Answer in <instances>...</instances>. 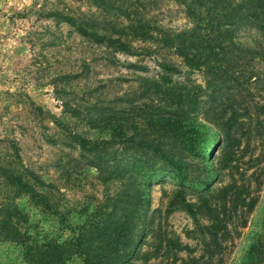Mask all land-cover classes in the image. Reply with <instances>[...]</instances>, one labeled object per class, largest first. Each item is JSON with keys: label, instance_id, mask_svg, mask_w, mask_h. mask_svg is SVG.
I'll return each instance as SVG.
<instances>
[{"label": "rangeland", "instance_id": "rangeland-1", "mask_svg": "<svg viewBox=\"0 0 264 264\" xmlns=\"http://www.w3.org/2000/svg\"><path fill=\"white\" fill-rule=\"evenodd\" d=\"M114 1L0 0V264H264V39Z\"/></svg>", "mask_w": 264, "mask_h": 264}, {"label": "trees", "instance_id": "trees-1", "mask_svg": "<svg viewBox=\"0 0 264 264\" xmlns=\"http://www.w3.org/2000/svg\"><path fill=\"white\" fill-rule=\"evenodd\" d=\"M93 1L99 7L107 5V7H109L108 11L120 9V6L116 5L114 0ZM187 9L192 16L197 15L196 17L200 20V25L203 30V34H200L197 38H191V42L197 40L199 47H196L193 44L190 45L195 50L196 55H199V59L204 57L202 55H206V50L201 49L200 46L202 42H206L207 45H205V48L211 52L212 46L210 42H213L215 45V43H217L216 41H218V45H221L229 35L230 28H234L237 24L252 26V28L256 29L257 32L261 34V38L264 39V0H240L239 3L233 2V0H189ZM69 21L78 28L80 33L87 36V38L92 41L98 42L99 44L107 42L110 46L114 47V49L118 48L120 51L129 52L130 47L128 44L120 41V39L109 37L106 27L103 26L105 30L99 33L95 30V24H90V28L88 29V27L83 26L82 24H77L71 19H69ZM261 38L259 46L262 43ZM220 48L222 49L221 46ZM185 55L188 57L190 52ZM212 55L217 56L218 54L212 53ZM234 58L236 60L232 59L229 62V67L232 66V64L238 65L237 59H240V57L235 56ZM200 63L201 62L196 65H200ZM223 71H225V69ZM89 264L101 263L89 262Z\"/></svg>", "mask_w": 264, "mask_h": 264}]
</instances>
